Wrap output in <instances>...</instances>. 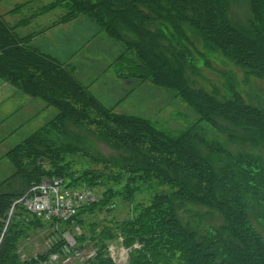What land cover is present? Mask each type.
Wrapping results in <instances>:
<instances>
[{"label": "trees", "instance_id": "1", "mask_svg": "<svg viewBox=\"0 0 264 264\" xmlns=\"http://www.w3.org/2000/svg\"><path fill=\"white\" fill-rule=\"evenodd\" d=\"M232 1L28 0L0 13V78L57 111L5 155L13 171L0 183V264H43L89 246L94 254L85 264H117L109 247L118 241L129 250L125 264H264V235L253 223L264 228L262 97L259 104L245 99L231 74L212 90L191 81L218 53L247 78L264 79V0H248L244 23L233 21ZM25 10L17 22L6 20ZM54 10L61 14L49 26L19 31ZM81 15L122 44L111 69L133 86L127 95L144 83L169 89L196 120L173 131L119 113L93 96L73 66L30 44ZM53 178L70 189L103 190L73 218L48 222L17 201ZM185 205L212 218L183 222ZM41 230L51 232L50 248L23 257Z\"/></svg>", "mask_w": 264, "mask_h": 264}, {"label": "rangeland", "instance_id": "2", "mask_svg": "<svg viewBox=\"0 0 264 264\" xmlns=\"http://www.w3.org/2000/svg\"><path fill=\"white\" fill-rule=\"evenodd\" d=\"M28 0H0V13L4 14L15 5ZM248 0H233L231 12L233 21L244 23L249 15ZM27 10L19 14L8 15V23H15L23 16L27 15ZM61 14V10H54L42 16L31 26L22 28L23 34L41 30L43 26H49ZM99 27L91 21L86 15L55 27L50 28L44 33L37 34L32 38L30 44L38 47L42 52L55 57L64 65L73 66L76 70L79 80L84 84H89V90L93 96L108 107H115L117 112L128 115H135L156 121L162 128L173 131L184 129L190 123L196 120L197 113L180 98H177L173 91L156 87L150 83H144L135 87L132 93H128L133 86L115 77L111 63L122 50L121 43L109 38ZM200 74H191V81L196 87H203L212 90L215 87L225 85L226 76L234 78L238 90L244 95L245 99L252 103H258L256 96H261L260 104L264 105V79L255 77H246L242 69L235 66L231 61L224 58L220 53L212 59V67H199ZM259 104V103H258ZM44 101L36 99L30 106L22 108L10 122L0 125V183L12 174V165L5 158V152L12 149L27 137L38 122L39 118H47V122L57 113L54 107L42 110ZM8 112H5L7 114ZM53 114V115H55ZM8 120V121H9ZM20 134L30 132L21 137L14 135L8 136V131L15 125H22ZM100 151L109 156L112 152L104 144H98ZM103 189H94L96 199ZM125 207L122 206L117 211L124 215ZM204 208L192 205H185L179 210L180 218L183 222H193L197 215H205ZM209 220L212 216L206 214ZM214 218L220 221L215 214ZM216 220V219H215ZM217 221V220H216ZM254 225L264 235V228L253 220ZM77 231L78 228H75ZM78 234V233H77ZM65 236L71 246L74 247V239L71 233ZM52 243V235L49 230H41L25 244L22 252L23 257L30 255H39L47 252ZM24 248V247H23ZM71 248V247H70ZM65 250L64 257L42 261L43 264H85L86 260L94 254V248L89 246L86 250L73 251ZM110 255L117 264H125L128 260L129 250L123 248L121 243L114 242L109 247Z\"/></svg>", "mask_w": 264, "mask_h": 264}, {"label": "built area", "instance_id": "3", "mask_svg": "<svg viewBox=\"0 0 264 264\" xmlns=\"http://www.w3.org/2000/svg\"><path fill=\"white\" fill-rule=\"evenodd\" d=\"M95 200L97 199L93 189L88 187L70 189L65 186L62 179L53 178L32 186L17 202L21 203L30 214L50 222L69 220L82 206ZM64 237L68 247H71L72 244L65 235ZM50 258L52 260L58 257L53 254Z\"/></svg>", "mask_w": 264, "mask_h": 264}, {"label": "crops", "instance_id": "4", "mask_svg": "<svg viewBox=\"0 0 264 264\" xmlns=\"http://www.w3.org/2000/svg\"><path fill=\"white\" fill-rule=\"evenodd\" d=\"M98 32H100V31L98 30ZM36 48H38V47H36ZM86 86L89 87V84ZM36 99L37 98H35V99L31 98V97L25 95L24 93L18 91L14 86H12L11 84L5 82L3 79L0 78V125L5 123L6 121L10 122V120H9L10 118H14L15 115L22 108L32 105V103H34L36 101ZM115 107H116V105L114 106V108ZM46 109H48V106L44 102V105L42 106V110H46ZM5 112H8V113L5 114ZM119 113H121V112H119ZM53 114H55V113H52L49 116L55 117V115L57 113L55 115H53ZM46 123H47V118H39L38 122H36V124L34 126L35 130L32 131L31 133L29 132L30 134L28 132H23V134L18 135L22 129L23 124L22 125H15L14 127L10 128L7 133H8L9 137H13L14 135H17L18 137L21 136L23 138H24V136L29 134V135H27V137H25V139H26L29 136H31L34 132H36L38 129H40L42 126H44ZM7 151H9V149ZM7 151L5 152L4 155H6ZM5 158H6V156H5Z\"/></svg>", "mask_w": 264, "mask_h": 264}]
</instances>
